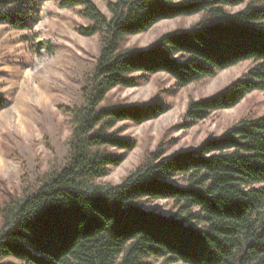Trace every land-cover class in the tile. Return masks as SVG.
Listing matches in <instances>:
<instances>
[{"label": "trees", "instance_id": "16d2710c", "mask_svg": "<svg viewBox=\"0 0 264 264\" xmlns=\"http://www.w3.org/2000/svg\"><path fill=\"white\" fill-rule=\"evenodd\" d=\"M43 2L0 0V25L31 30ZM60 6L82 8L90 25L79 33L98 35L101 49L84 104L66 110L73 125L68 164L0 211V264H264V116L242 119L193 150L167 154L159 145L119 185L96 183L136 148L117 125H142L170 109L155 100L103 105L112 90L159 74L186 88L253 63L217 93L190 100L182 129L264 92V0H117L107 5L109 17L91 0ZM197 15L146 49L122 48L160 22ZM144 200H170L175 214L148 211Z\"/></svg>", "mask_w": 264, "mask_h": 264}, {"label": "rangeland", "instance_id": "374dc122", "mask_svg": "<svg viewBox=\"0 0 264 264\" xmlns=\"http://www.w3.org/2000/svg\"><path fill=\"white\" fill-rule=\"evenodd\" d=\"M43 1L40 21L31 30L0 25V211L9 200L22 199L39 189L68 164L73 125L66 110L84 104L82 90L101 49L98 35L88 38L79 33L80 28L90 25L80 14L81 7L63 9L60 3L64 0ZM91 1L109 17L107 5L117 0ZM200 18L197 15L160 22L146 33L127 38L122 48L146 49L161 35L187 28ZM252 66V62H245L186 88L177 87L168 75L159 74L135 88L112 90L103 105H140L155 100L170 109L159 119L142 125L118 124L117 128L123 127L122 136L136 140V148L96 183L119 185L159 145L166 148L167 154L193 150L242 119L264 116V92H254L233 109L214 112L191 128L181 127L190 100L217 93L242 78ZM143 206L163 216L175 214L170 200H144ZM150 261L165 264L160 259ZM2 263L24 264L14 259Z\"/></svg>", "mask_w": 264, "mask_h": 264}]
</instances>
